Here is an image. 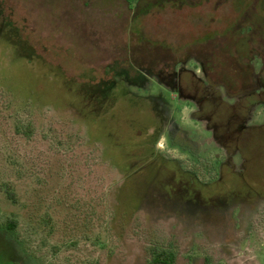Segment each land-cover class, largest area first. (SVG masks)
<instances>
[{
	"label": "rangeland",
	"instance_id": "374dc122",
	"mask_svg": "<svg viewBox=\"0 0 264 264\" xmlns=\"http://www.w3.org/2000/svg\"><path fill=\"white\" fill-rule=\"evenodd\" d=\"M0 5L10 10L23 39L80 83L87 79L84 74L99 76L105 68L130 76L144 67L162 71L188 52L199 58L198 48H218L214 80L227 90L225 78L245 76L230 68L242 69L246 39H264V0H141L138 12L129 0H0ZM10 57L0 63V233L5 230L0 264L13 259L21 264H149L161 251L173 252L175 264H264V203L209 221L166 209L157 193L144 195L145 179H126L119 170H124L121 155L143 152L139 147L148 122L142 110L122 101L121 111L107 120L124 128L113 134L120 147L111 159L107 142L95 140L102 126L88 128L62 99L55 105L54 99L69 92L67 84L51 92L46 79H28L16 52ZM28 69L47 73L34 63ZM259 77L264 81V73ZM176 107L171 113L179 132L163 135L156 150L202 183H212L226 154L205 124L189 117L191 103L178 101ZM260 113L255 110L252 124ZM234 163L239 169L240 158ZM243 181L255 186L248 177Z\"/></svg>",
	"mask_w": 264,
	"mask_h": 264
},
{
	"label": "flooded vegetation",
	"instance_id": "af4514ba",
	"mask_svg": "<svg viewBox=\"0 0 264 264\" xmlns=\"http://www.w3.org/2000/svg\"><path fill=\"white\" fill-rule=\"evenodd\" d=\"M140 1L132 4L134 12L139 11ZM6 11L4 6L0 5V45L3 54L0 63H9L11 53L16 52L29 80L38 82V79H46L51 92L54 88L55 91L59 88V83H66L68 98L71 99L68 103L79 116L83 114L87 118L88 123L85 125L88 128L90 124L103 122L102 128L110 129L111 134H118L124 129L123 124L112 120L109 123L107 120L112 119V116L116 117L121 111L119 104L124 95L128 99L135 98L136 101L139 99L141 108L134 105L129 108L141 109L148 122L145 126V137L139 147L143 152H140L139 156L134 155L138 156V161H144L145 164L136 169L133 176L145 179V183L141 185L144 195L148 192L157 193L166 209L170 207L176 211L184 208L195 209L200 214L204 205L200 185L198 188L191 185L197 182L209 184L202 183L193 173L182 170L180 166L179 179L175 180L177 174L172 173L168 165L171 161H176L165 159L156 150L163 135L179 132L172 116V110L177 109L178 101L193 105L194 110L189 117L198 123H204L205 131L210 134L212 141L226 154L225 161L218 166L216 180L220 179L223 168H226L232 177L245 175L251 168V162L256 160L260 161L261 174L264 175V81L259 77L264 73V39L256 42L246 39V52L240 58L242 69L230 68L231 72H244L245 76L225 79L227 90L222 88L217 79L214 80V77L218 78L219 75V69L214 62L218 48L213 51H202L198 48L199 58L187 55L188 52L184 54L186 57L173 65L168 64L169 67L162 71L144 67L130 76L123 70L105 68L99 76L84 74L87 79L80 83V78L74 75L66 76L65 71L60 73L57 62L49 59L48 61L41 52L23 39L14 27L10 10L7 13ZM33 63L36 67L44 66L47 73L45 75L32 73L28 68L33 66ZM190 63L196 67L188 69L186 66ZM107 71L110 72L107 74ZM197 71L200 75L196 74ZM224 97L231 102L225 101ZM258 108L261 110L259 122L252 124L254 112ZM153 111L157 113V119ZM109 135L110 133H106L104 137L107 138ZM236 157L241 160L239 169L234 163ZM172 181L178 182L180 186H172ZM248 188H251V185H248ZM263 203L264 185L261 184L258 191L246 193L238 202L231 203L228 210L243 208L251 212V209L254 210ZM212 207L217 209L216 204ZM6 230L11 231L9 225ZM4 233L5 230L0 235L5 236ZM236 243L239 244L237 241ZM10 264H21V261L13 259Z\"/></svg>",
	"mask_w": 264,
	"mask_h": 264
},
{
	"label": "trees",
	"instance_id": "16d2710c",
	"mask_svg": "<svg viewBox=\"0 0 264 264\" xmlns=\"http://www.w3.org/2000/svg\"><path fill=\"white\" fill-rule=\"evenodd\" d=\"M129 1L131 4H134L137 0H129ZM109 72L110 71H107L106 73L108 74ZM225 79H227V78H225ZM225 83L227 84L226 81H225ZM60 84L61 83H59V88H61ZM57 91H55V88L53 89V92H57ZM63 93H65V92L63 91L62 94ZM65 98L67 100H65ZM61 99L66 101V102L71 100L68 98V94H66V95L64 94L61 96V98L57 97L56 99H54L58 102H56L54 100H52V101L55 102V105L59 106V102L61 101ZM122 99H123L122 101L127 102L129 106L134 105L137 107L140 105L139 99H137V101L135 98L128 99L125 95L123 96ZM52 101H49V102L52 103ZM26 102H28V101H26ZM81 108H83L82 105L80 106V109ZM77 109L79 110V108H77ZM139 111H141V109ZM153 112H154L155 119H157V113L155 111H153ZM133 114H136V111H134L132 113L130 112L129 114H127V116H131ZM82 115H80L79 117H81V119L83 120L82 121L83 123L87 124L88 123L87 118H85V116L84 115L82 116ZM223 116H225V115H223ZM144 119H145V116H144ZM129 120H131V119H129ZM223 120H225L224 117H223ZM102 123L103 122H101L100 124L94 123V125L98 124V125L102 126L103 125ZM91 125H93V124H90V126ZM131 125H133L132 121H131ZM90 126H89V128H90ZM108 130L109 131H107V129H105V128H101V130H99L100 134L95 137V140L100 141V142H107L106 148L109 151V153H111V155H112V153L114 154V151H116L115 149L118 148L119 144H118V140H116V142H115V138L113 137L114 135L111 134V130L110 129H108ZM145 132H146V130H145ZM106 133H108V134L110 133V135L108 137L111 138V140L104 141L106 139L104 137V135ZM114 157H115V155L114 156L112 155L111 159H113ZM137 157L138 156H131V155L128 157H125L124 155H121L120 158L123 161L124 170L119 169L115 165L114 166L116 168H118L121 172L124 173V176L126 179H129L130 177L133 176L134 171L136 169H138L143 164H145L144 161H141V160L138 161L137 159L133 160L134 158H137ZM111 161H112V164H115V162H113V160H111ZM168 167L170 168L172 173L177 174V176L175 177V180L179 179V173H178L180 170L179 165L176 162L171 161L170 164L168 165ZM249 169L250 170L245 175L242 174V175L237 176V177H232L230 175V173H228L227 169L223 168L220 179H218L212 183L206 184V185L199 184L198 182L193 183L191 185L193 188H196V187L198 188V185H200V190H201V194H202L201 198H202V201L204 202L202 210H201L200 214H198V211L195 209H189L188 210V209L184 208V209H181L178 211L175 210L177 212V215L186 216L187 218H198L201 221H206V220L209 221L212 218L219 220V218H221L222 216H225L226 213L229 211L228 208H229V205L231 203L238 202L246 193H254L255 191H258L259 187L261 186L260 181L263 180V182H264V175L261 174L260 161L259 160L252 161L251 162V168H249ZM245 177H248L255 186H251V188H248L249 184L245 183L243 181ZM132 183H133V180H132ZM171 184H172V186H175V187L180 186V184L176 181H172ZM227 185H229L230 188H228ZM8 196L10 197L11 200H13L12 193H10ZM186 197H188V196H186ZM217 200L220 202H215ZM223 203H225V205H223ZM215 204L217 205V209H214V207H212ZM9 229L10 230L13 229L12 224H9ZM175 261H176V255L173 252L161 251V252L153 253V256H152L149 264H175Z\"/></svg>",
	"mask_w": 264,
	"mask_h": 264
}]
</instances>
